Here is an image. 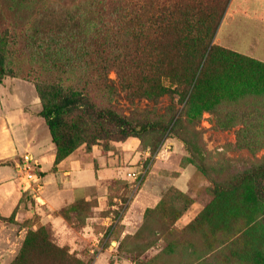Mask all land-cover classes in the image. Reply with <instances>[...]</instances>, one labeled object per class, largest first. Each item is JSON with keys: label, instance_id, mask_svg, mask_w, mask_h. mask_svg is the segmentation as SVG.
Returning <instances> with one entry per match:
<instances>
[{"label": "trees", "instance_id": "obj_1", "mask_svg": "<svg viewBox=\"0 0 264 264\" xmlns=\"http://www.w3.org/2000/svg\"><path fill=\"white\" fill-rule=\"evenodd\" d=\"M228 2L210 0L203 10L165 0L146 11L143 0H0V82L16 77L15 61L30 69L23 77L30 76L40 101L39 116L55 147L54 169L80 147L91 152L99 146L109 154L130 137L174 133L209 181L210 202L185 227L172 225L191 199L171 188L145 211L134 237L120 240L122 252L128 239L136 244L154 236L146 240L150 247L160 235L166 244L161 252L173 254H158L149 264H264V158L252 165L230 158L211 164L195 130L202 113L212 112L221 129L243 127L226 148L264 147V63L213 42ZM110 72L128 97L157 101L177 93L184 109L177 119L148 111L125 115L113 103L118 91ZM91 206L78 199L64 214L83 216V223ZM16 212L5 220L13 222ZM151 219L159 222L155 230ZM91 263L39 227L26 232L9 264Z\"/></svg>", "mask_w": 264, "mask_h": 264}, {"label": "rangeland", "instance_id": "obj_2", "mask_svg": "<svg viewBox=\"0 0 264 264\" xmlns=\"http://www.w3.org/2000/svg\"><path fill=\"white\" fill-rule=\"evenodd\" d=\"M153 1L154 3L152 0H143L146 11L157 9L156 2L160 6L165 0ZM172 1L176 4L179 3V5H186L191 2L197 8L201 5L203 10L210 4V0ZM213 42L216 44L215 37ZM14 69L16 79L23 81L28 79L27 82L33 85L30 76L23 77L29 73L30 69L25 68L21 61H15ZM109 78L115 81L118 91V96L113 103L125 115L148 111L155 115L174 116L177 119L184 109L185 99L177 93H166L157 101L130 98L122 90L115 72H110ZM24 92L31 96L35 90L30 87L27 90L24 89ZM44 127L48 131L47 126ZM242 128V125L239 124L229 129H221L218 127L214 113H202L195 130L201 133L209 163L220 165L224 158H230L234 164L243 166L252 165L264 158V147L258 150L246 147L226 148L228 145H235L238 132ZM46 136L49 138V131ZM38 138L43 140L42 136ZM155 139L159 141L156 143V151L153 153L152 146L155 144ZM51 145L53 146L52 142ZM109 154H103L99 146L91 152H87L84 147H80L75 152L78 159L95 169L100 164L99 157ZM110 156L114 158L111 161L117 168L116 173L114 170L104 167L100 169L99 174H113L115 178L106 186L107 190L101 194V197H97L96 194L89 199L92 206L83 223L78 219V217L83 216H77L74 212H68V217L64 214L75 201L66 205L59 212H51L44 208L40 199L43 196V189L40 187L41 182L38 180L28 183L25 179H21L23 173L19 172L21 186H28V190L22 193L20 201L23 217L19 219V222L5 220L8 224L17 226V230H15L17 237H13L12 241L0 240V264H9L20 249L26 232L39 227H44L58 245L67 247L77 257L90 258L91 264H97V262L98 264H149L158 254H161L162 257L172 256L171 251L161 252L166 244L158 234H156L157 239L154 244L150 247H146L145 243L153 240L154 236L135 240L136 244L130 243L128 239L129 241L126 240L125 245H123L122 252L117 251V246L120 240L125 237H134V234L144 225L145 211L154 209L171 188L186 194L191 199L189 208L172 225V228L176 229L185 227L210 202L209 181L199 172L197 166L191 161L184 143L174 136V133H168L162 137L150 133L139 138L130 137L124 142L115 143ZM101 161L104 164V161ZM20 165L26 164L21 161ZM32 166V164L29 166L30 172H35L39 177V172ZM138 171L142 173L141 180L135 187L136 183L129 178L128 174ZM50 214L64 219L62 234H59L50 222ZM125 218H128L126 222ZM170 218L166 217L164 222H170ZM147 223L153 230L157 229L159 225L155 219L148 220ZM130 231H133V234H129ZM95 239L99 241L98 244H95ZM114 242L116 243L113 244ZM136 245H138V249H135ZM132 250L133 252H130ZM99 258L101 262H99Z\"/></svg>", "mask_w": 264, "mask_h": 264}, {"label": "crops", "instance_id": "obj_3", "mask_svg": "<svg viewBox=\"0 0 264 264\" xmlns=\"http://www.w3.org/2000/svg\"><path fill=\"white\" fill-rule=\"evenodd\" d=\"M215 42L220 47L264 63V0H229L219 21ZM30 87L34 88L31 83L16 78L0 82V214L4 219L0 220V240L4 241L17 237V226L8 224L5 219L16 208L15 222L23 217L20 201L28 186L22 187L20 183L18 167L21 161L27 166L32 164L39 172L34 182H41V204L51 212L62 211L78 199L89 200L96 194L101 197L115 177L113 174L100 175V169L105 167L115 173L117 171L111 161L114 160L111 153L99 157L100 164L96 169L78 159L75 152L54 169L55 147L51 145V137L46 136V124L39 116L40 101L36 92L31 96L24 92ZM39 136L43 140H39ZM21 179H25L24 173ZM49 217L58 233L62 234L64 219L51 214ZM127 220L125 218V222Z\"/></svg>", "mask_w": 264, "mask_h": 264}, {"label": "built area", "instance_id": "obj_4", "mask_svg": "<svg viewBox=\"0 0 264 264\" xmlns=\"http://www.w3.org/2000/svg\"><path fill=\"white\" fill-rule=\"evenodd\" d=\"M18 171L20 173H24L25 175V179L26 181H34L36 179V173L35 172H30V167L27 166V165H20L18 167ZM141 172L138 171V172H130L128 174L129 178L132 179V181H134L136 183L135 187H137V185L139 184L140 180H141ZM99 241L97 239H95V244H98Z\"/></svg>", "mask_w": 264, "mask_h": 264}]
</instances>
